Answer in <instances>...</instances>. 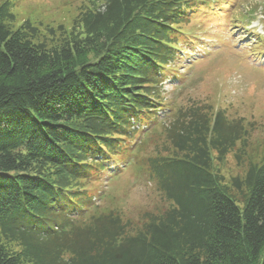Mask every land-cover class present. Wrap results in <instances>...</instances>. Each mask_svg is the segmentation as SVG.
Returning <instances> with one entry per match:
<instances>
[{"label":"trees","instance_id":"trees-1","mask_svg":"<svg viewBox=\"0 0 264 264\" xmlns=\"http://www.w3.org/2000/svg\"><path fill=\"white\" fill-rule=\"evenodd\" d=\"M209 1L86 0L42 34L0 3V264H264V160L223 174L253 123L194 104L156 128L192 43L180 26ZM145 129L164 138L147 170L166 206L98 209L86 181L117 173Z\"/></svg>","mask_w":264,"mask_h":264},{"label":"rangeland","instance_id":"rangeland-1","mask_svg":"<svg viewBox=\"0 0 264 264\" xmlns=\"http://www.w3.org/2000/svg\"><path fill=\"white\" fill-rule=\"evenodd\" d=\"M8 1L16 18L14 27L29 20L41 34L46 28L58 26L68 31L86 2ZM197 12L188 24L180 26L192 43L181 44L186 52L171 66L172 76L162 83L164 104L169 110L158 114L156 128L168 122L175 109L194 104L221 108L230 117L252 122L255 130L248 139L243 164L240 166L229 155L224 165L223 174L235 177L242 175L246 164L264 160V0H214ZM145 132L138 139L143 144L129 154L130 159L117 173H102L97 180L86 181L85 188L95 192L98 209H120L126 218L136 221L143 214L157 213L166 206L147 170L154 142L160 144L164 138L161 133Z\"/></svg>","mask_w":264,"mask_h":264}]
</instances>
